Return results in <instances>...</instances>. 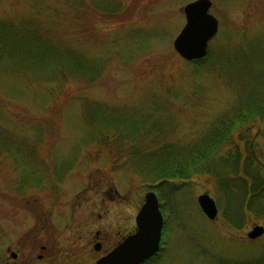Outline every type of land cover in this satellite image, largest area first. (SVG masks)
I'll list each match as a JSON object with an SVG mask.
<instances>
[{"label": "rangeland", "instance_id": "1", "mask_svg": "<svg viewBox=\"0 0 264 264\" xmlns=\"http://www.w3.org/2000/svg\"><path fill=\"white\" fill-rule=\"evenodd\" d=\"M71 1L0 0V21L30 20L47 44L97 69L92 79L77 71L62 79L53 63L0 60V264H95L135 228L148 190L163 206V228L143 264H264V232L246 236L263 216L245 211L229 226L208 176L154 185L142 165L99 145L84 118L85 102L110 116L150 117L165 140L188 145L220 116L260 103L248 124L264 163V0H211L220 25L193 62L172 46L191 0ZM31 171L39 182L25 186ZM202 193L217 204L213 220L197 203Z\"/></svg>", "mask_w": 264, "mask_h": 264}, {"label": "trees", "instance_id": "2", "mask_svg": "<svg viewBox=\"0 0 264 264\" xmlns=\"http://www.w3.org/2000/svg\"><path fill=\"white\" fill-rule=\"evenodd\" d=\"M32 25L30 20L20 24L0 21V60L8 59L17 67L25 62L53 63L62 79L73 72L94 78L96 67L82 65L67 47L47 44ZM89 104L84 103L90 106L85 107L84 118L96 122H92V130L97 143L114 156L142 165L139 172L154 185L208 176L227 202L228 212L223 215L229 226L238 228L245 211L264 217V163L256 154L248 124L261 114L262 104L245 105L220 116L206 134L188 145L165 140L162 131L154 130V124L147 125L150 117L140 121L131 115L110 116L106 108ZM35 175L33 171L25 173V186L39 182Z\"/></svg>", "mask_w": 264, "mask_h": 264}, {"label": "water", "instance_id": "3", "mask_svg": "<svg viewBox=\"0 0 264 264\" xmlns=\"http://www.w3.org/2000/svg\"><path fill=\"white\" fill-rule=\"evenodd\" d=\"M210 0H193L183 6L185 23L172 40L175 52L186 61L199 60L207 53L208 41L217 31V19L208 12ZM197 203L209 220L218 213L215 200L208 194L197 196ZM135 229L124 236L107 254L96 259L95 264H141L157 253L160 245L163 215L154 191L148 190L134 217ZM264 226L255 224L246 233L249 239L262 235ZM99 250V245H94ZM14 257L15 253H11Z\"/></svg>", "mask_w": 264, "mask_h": 264}, {"label": "flooded vegetation", "instance_id": "4", "mask_svg": "<svg viewBox=\"0 0 264 264\" xmlns=\"http://www.w3.org/2000/svg\"><path fill=\"white\" fill-rule=\"evenodd\" d=\"M191 1H193V0H191ZM191 1H189V2H191ZM189 2H188V3H189ZM210 2H211V4H210V7H209V9H208V12H209V13H210L209 10L213 7V6H212V1H211V0H210ZM186 4H187V3H186ZM215 18H216V17H215ZM216 19H217V18H216ZM219 25H220V24H219V22L217 21V30H218ZM207 48H208V44H207ZM207 51H208V49H207ZM206 55H207V53H206ZM206 55H205V57H206ZM205 57H204V58H205ZM133 230H134V229H133ZM133 230H131L130 232H128L126 235L130 234L131 232H133ZM96 234H97L96 237H97L98 239H101L100 236H99V232H98V231L96 232ZM126 235H125V236H126ZM123 237H124V236H123ZM123 237H121L120 239H118V241L115 242V243H114L109 249L104 250V252H103L100 256H102V255H104V254H107V253H108V252H109L114 246H116V245L122 240ZM160 240H161V239H160ZM101 243H102L101 240H100V241L97 240V241L93 244V248H94V245L97 244V245H99V249H100L101 246H102ZM40 248H41L42 250H44V249H45V246H44V245H41ZM159 248H160V247H159ZM94 250H95V249H94ZM157 252H158V251H157ZM155 255H156V254H155ZM100 256H99V257H100ZM153 256H154V255H153ZM153 256H152V257H153ZM14 257H15V256H14ZM99 257H98V258H99ZM152 257H151V258H152ZM41 258H42V255L39 254V255H38V259H41ZM151 258H149V259H151ZM149 259H148V260H149ZM146 261H147V260H146ZM146 261H145V262H146ZM145 262H143V263H145ZM143 263H141V264H143Z\"/></svg>", "mask_w": 264, "mask_h": 264}]
</instances>
